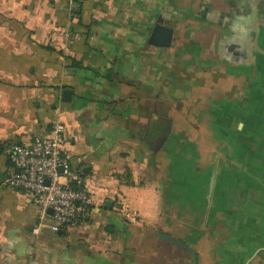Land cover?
Returning <instances> with one entry per match:
<instances>
[{
	"label": "crops",
	"instance_id": "crops-1",
	"mask_svg": "<svg viewBox=\"0 0 264 264\" xmlns=\"http://www.w3.org/2000/svg\"><path fill=\"white\" fill-rule=\"evenodd\" d=\"M159 29L171 32L166 46ZM258 70L264 0H0V264H186L157 236L188 246L153 179L175 95L201 90L193 75ZM54 123L90 200L84 220L58 232L7 185L4 155Z\"/></svg>",
	"mask_w": 264,
	"mask_h": 264
},
{
	"label": "rangeland",
	"instance_id": "rangeland-1",
	"mask_svg": "<svg viewBox=\"0 0 264 264\" xmlns=\"http://www.w3.org/2000/svg\"><path fill=\"white\" fill-rule=\"evenodd\" d=\"M195 79L200 91L190 85L175 95L153 179L167 188L175 234L200 264H264V72Z\"/></svg>",
	"mask_w": 264,
	"mask_h": 264
},
{
	"label": "built area",
	"instance_id": "built-area-1",
	"mask_svg": "<svg viewBox=\"0 0 264 264\" xmlns=\"http://www.w3.org/2000/svg\"><path fill=\"white\" fill-rule=\"evenodd\" d=\"M66 1L68 8L75 7L76 0ZM63 133L64 127L54 123L47 134L10 143L4 149L11 165L7 185L31 196L39 209V221H48L46 226L52 232L82 222L90 204L63 153Z\"/></svg>",
	"mask_w": 264,
	"mask_h": 264
},
{
	"label": "water",
	"instance_id": "water-1",
	"mask_svg": "<svg viewBox=\"0 0 264 264\" xmlns=\"http://www.w3.org/2000/svg\"><path fill=\"white\" fill-rule=\"evenodd\" d=\"M170 35L171 32L170 30L167 29H159V33L157 34V41H158V45L159 46H166L168 45V41L170 39ZM170 121L168 122V130L165 132L164 134V139L168 136L169 134V128H170ZM214 174L211 175L210 179H209V184H208V194L206 196V202H207V206L209 204L211 195H212V191H213V187H214ZM206 215L204 216V218H206ZM157 236L159 237V239L163 240V241H167L170 244H173L179 248H182L185 252H187V254L190 256L192 264H197V256L195 254V252L189 248L188 246L182 244L181 242H179L178 240H176L173 237L167 236V235H163V234H157Z\"/></svg>",
	"mask_w": 264,
	"mask_h": 264
},
{
	"label": "trees",
	"instance_id": "trees-1",
	"mask_svg": "<svg viewBox=\"0 0 264 264\" xmlns=\"http://www.w3.org/2000/svg\"><path fill=\"white\" fill-rule=\"evenodd\" d=\"M226 252V251H225ZM227 252H230V251H227Z\"/></svg>",
	"mask_w": 264,
	"mask_h": 264
}]
</instances>
